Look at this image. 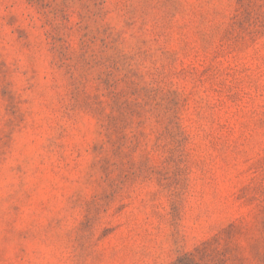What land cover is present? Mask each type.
<instances>
[{
    "label": "rangeland",
    "instance_id": "1",
    "mask_svg": "<svg viewBox=\"0 0 264 264\" xmlns=\"http://www.w3.org/2000/svg\"><path fill=\"white\" fill-rule=\"evenodd\" d=\"M0 264H264V0H0Z\"/></svg>",
    "mask_w": 264,
    "mask_h": 264
}]
</instances>
